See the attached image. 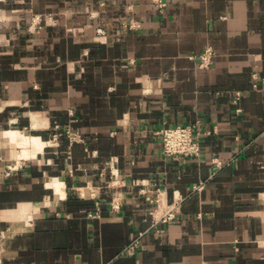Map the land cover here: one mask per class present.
Masks as SVG:
<instances>
[{"label": "crops", "instance_id": "0c3cea01", "mask_svg": "<svg viewBox=\"0 0 264 264\" xmlns=\"http://www.w3.org/2000/svg\"><path fill=\"white\" fill-rule=\"evenodd\" d=\"M166 2L0 0V264H264V0Z\"/></svg>", "mask_w": 264, "mask_h": 264}, {"label": "built area", "instance_id": "2783aa9c", "mask_svg": "<svg viewBox=\"0 0 264 264\" xmlns=\"http://www.w3.org/2000/svg\"><path fill=\"white\" fill-rule=\"evenodd\" d=\"M154 2L160 7V9H163L167 5L166 0H154ZM130 26H134V24L131 23ZM214 52L215 51L211 46L204 50V52L201 54V64L203 66L209 65L211 63ZM255 76L257 77V74H255ZM66 133L68 138L70 139L71 144L76 141L83 140V137L80 133L74 132L70 128L66 130ZM156 134L161 138L163 142L164 155L168 157L197 156L201 153V132L198 130L197 123L163 126L156 131ZM218 163L220 164L221 162ZM157 190L158 192L156 197L148 196V198H150L151 201L156 202L157 208L160 209L158 212V221H172L173 219H175V213L173 211L175 205H173L172 207H168L164 194L162 193V188L157 187ZM145 193H148V191ZM137 244L138 241H134L132 244H130V246H128L126 251L128 253L134 252Z\"/></svg>", "mask_w": 264, "mask_h": 264}, {"label": "rangeland", "instance_id": "374dc122", "mask_svg": "<svg viewBox=\"0 0 264 264\" xmlns=\"http://www.w3.org/2000/svg\"><path fill=\"white\" fill-rule=\"evenodd\" d=\"M46 20L48 22H54V20L56 19V16L54 15V13L52 12H45L44 14L39 13V12H33V14L31 15V30L38 32L40 30V25L42 24V20ZM4 22H7V15L6 13L2 12V9L0 8V29L1 28H5L6 26L4 25ZM22 134L25 136L24 141L23 140H19L17 143V146L21 147L22 150L17 152V157L18 159L21 158H29L31 157V151L30 152H24L25 149H29V148H33L34 149H39V147L41 146H34L32 145V143H28L25 144V141H32L33 137H30L29 134L27 133H23ZM36 150H34L33 152H35Z\"/></svg>", "mask_w": 264, "mask_h": 264}, {"label": "bare ground", "instance_id": "6f19581e", "mask_svg": "<svg viewBox=\"0 0 264 264\" xmlns=\"http://www.w3.org/2000/svg\"><path fill=\"white\" fill-rule=\"evenodd\" d=\"M10 134H12V136H16V131H12ZM32 140H33V143L34 144H37V140H35V139H32ZM28 143H32V142L31 141H25V144H28Z\"/></svg>", "mask_w": 264, "mask_h": 264}]
</instances>
